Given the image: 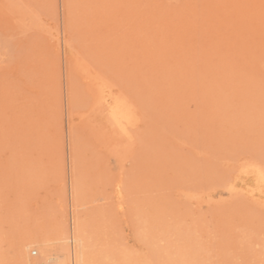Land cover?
<instances>
[{
    "label": "rangeland",
    "instance_id": "obj_1",
    "mask_svg": "<svg viewBox=\"0 0 264 264\" xmlns=\"http://www.w3.org/2000/svg\"><path fill=\"white\" fill-rule=\"evenodd\" d=\"M260 176L264 0H0V264L70 182L100 264H264Z\"/></svg>",
    "mask_w": 264,
    "mask_h": 264
},
{
    "label": "bare ground",
    "instance_id": "obj_2",
    "mask_svg": "<svg viewBox=\"0 0 264 264\" xmlns=\"http://www.w3.org/2000/svg\"><path fill=\"white\" fill-rule=\"evenodd\" d=\"M111 111L113 112V108L112 110H110V112ZM259 175L261 174L259 173ZM70 178L71 176L69 177V179ZM69 186V195H71L69 196L71 200L69 201V231L66 228L65 221L63 222L61 220L59 224L52 230L50 237H41L39 239L23 242L18 250L19 264H100V259H98L99 256L97 253L99 250L97 251V246L94 245L91 241L92 238L90 228L88 224H86L80 218L77 211L78 206H76L77 204H75L74 199L76 195L75 187L72 186L71 182L69 183ZM249 194L251 193L249 192ZM30 247H34L36 249L35 254L34 251L32 252L33 256L36 255V257L34 258H31L30 254L28 255V250L30 249Z\"/></svg>",
    "mask_w": 264,
    "mask_h": 264
}]
</instances>
